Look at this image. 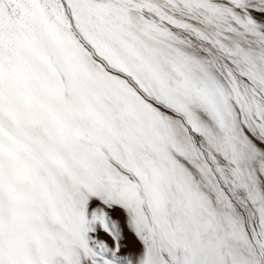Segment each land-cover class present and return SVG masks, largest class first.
I'll return each mask as SVG.
<instances>
[{
    "label": "snow or ice",
    "instance_id": "1",
    "mask_svg": "<svg viewBox=\"0 0 264 264\" xmlns=\"http://www.w3.org/2000/svg\"><path fill=\"white\" fill-rule=\"evenodd\" d=\"M0 264H264V0H0Z\"/></svg>",
    "mask_w": 264,
    "mask_h": 264
}]
</instances>
